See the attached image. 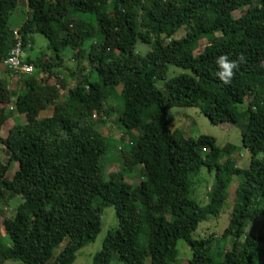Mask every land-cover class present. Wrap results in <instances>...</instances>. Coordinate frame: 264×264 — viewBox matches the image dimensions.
I'll return each mask as SVG.
<instances>
[{"label": "trees", "instance_id": "16d2710c", "mask_svg": "<svg viewBox=\"0 0 264 264\" xmlns=\"http://www.w3.org/2000/svg\"><path fill=\"white\" fill-rule=\"evenodd\" d=\"M17 1L0 0V65L13 75L19 74L1 62L14 43L8 21ZM24 6L17 27L24 54L36 33L50 53L23 57L32 70L20 74V87L8 89V77L0 76V204L21 197L0 220L9 240L0 238V264H72L94 240L107 205L116 226L91 264H171L179 240L191 252L186 264H263L264 230L251 236L244 228L259 215L264 223V0H25ZM233 10L245 12L234 18ZM137 43L148 50L140 53ZM241 54L245 63L224 85L216 58ZM64 61L74 63L65 81L53 71ZM169 66L185 72L166 78ZM245 101L255 108L243 110ZM194 102L210 123L240 126L245 168L212 136H186L170 126L167 110ZM49 108L52 114L42 115ZM146 111L149 119L141 122ZM92 112L116 114L119 135L91 125ZM8 118L14 123L4 129ZM125 136L130 146L119 168L106 173L110 151ZM132 168L139 171L135 184L124 179ZM202 169L213 173V184L200 203L190 194ZM234 177L219 236L192 237L199 222L219 214ZM213 238L222 241L215 251Z\"/></svg>", "mask_w": 264, "mask_h": 264}, {"label": "rangeland", "instance_id": "374dc122", "mask_svg": "<svg viewBox=\"0 0 264 264\" xmlns=\"http://www.w3.org/2000/svg\"><path fill=\"white\" fill-rule=\"evenodd\" d=\"M16 7L11 12L8 25L9 27L16 28L21 23V20L25 16L26 13V6L25 0H18ZM245 11H239V10H233L232 16L234 18L240 16ZM180 35V33L178 34ZM205 41L201 40L199 42V46L196 49L195 52H198L202 49L203 43ZM149 46L146 44L137 43L136 49L140 53H144L148 50ZM50 53L49 50L46 48V39L39 33H36L33 35V42H32V48L27 49L25 51V56L28 54L34 55V54H46L48 55ZM71 54V49L68 48L64 51V57L66 61H69V55ZM64 61V66L60 67V69H54L53 71H57V75H61L64 79V81L67 79L68 72L74 68L73 62H66ZM84 63H86V60H84ZM179 72H185V70L178 69L173 66L168 67V71L166 73V78L171 77L174 74H177ZM8 77L7 81V87L8 89H13L14 86L20 87L22 84V76L20 75H13L9 71H5V69L0 65V76ZM43 78V77H42ZM157 86L161 87V82L157 83ZM14 96H11L10 102L13 100ZM67 100L64 98V102ZM143 101L146 103V105H150L149 98H143ZM244 108L246 109H254L255 105L249 104V101L244 102ZM249 105V106H248ZM8 106V107H7ZM7 109L10 108L11 103L7 105ZM249 107V108H245ZM54 109L49 108V110L43 112L42 115H49L52 114ZM41 115V116H42ZM83 115L82 117H84ZM166 117L169 119L170 126L172 128H179L184 130V135L195 137L199 134L209 135L212 136L215 139V144L219 147L228 146L229 149V156L230 158L234 159L235 163L240 168H245L248 165L249 162V152L241 145L240 143V126L238 125H229V124H212L209 122V120L201 114L195 104H187L185 106H175L170 107L167 110ZM244 117V116H243ZM18 121L20 123H24V117L18 116ZM87 119L90 121V124L97 127L99 131H101L103 134L112 135L117 137L119 135V126L117 116L116 114L111 115L110 117H103L97 115L95 112L91 113L89 116H87ZM149 119L148 111L144 112L142 115L141 122H145ZM14 123L13 118H8L4 121V129H8L12 124ZM130 146V139L125 136L123 140V145L120 146V149L118 150H111L108 156V166L106 168V173L114 171L119 168L118 163L121 162V151L123 149H128ZM124 147V148H123ZM228 153V152H227ZM227 156V155H226ZM0 158L2 161L5 160V154L1 153ZM225 158V155L222 159ZM120 164V163H119ZM132 171H127L124 174L125 181L135 184L137 181V176L139 171H133L134 168L131 169ZM136 170V169H135ZM13 173L12 171H9L7 176L11 177ZM233 181L230 183V185L227 188V194L226 198L223 201V204L220 208V212L215 217H210L207 220L201 221L198 223L196 229L192 232V237L194 238H200L209 235L210 233L215 234L216 237L219 236L220 232L223 230V228L226 226L229 218V213L231 209V204L234 196V185L235 180H237L236 177L232 179ZM213 184V173H206L202 169L200 171V175L198 176V182L195 185V191L194 193L190 194L193 198H195L198 202H205L204 194L206 192V188L210 189ZM21 201V197L16 196L9 200V202L6 204L5 202H2L0 204V208L2 210V213L0 214V220L4 216H10L13 212V209L15 206ZM10 209H9V208ZM169 218V216L167 215ZM116 226V217L114 208L111 205L103 206L101 209L100 214V229L98 233L96 234L94 240L86 245H84L82 248H80L76 254L75 258L72 262V264H91L92 256L93 254L98 251L101 247L102 240L106 233L109 230L114 229ZM264 230V223H263V217L261 215L257 216L254 220L248 222L244 228V234L251 235V236H257L261 234ZM0 238L5 245H9V240L4 235V232L0 226ZM241 239V237H240ZM227 242H230V239H227ZM228 245V244H227ZM222 241L220 238H213L211 243V248L213 251L217 250V248H221ZM260 246L263 248V256L262 261L264 264V241H260ZM60 246L54 248L53 252L54 254L59 251ZM177 249V257L174 262L171 264H186L187 261L191 257V252L188 248V246L182 241L179 240L176 245ZM217 259V257H214ZM1 264H23L20 261L12 260V259H5L1 261ZM110 264H120L119 262H116L113 260L110 262ZM145 264H149L148 259H146Z\"/></svg>", "mask_w": 264, "mask_h": 264}, {"label": "built area", "instance_id": "2783aa9c", "mask_svg": "<svg viewBox=\"0 0 264 264\" xmlns=\"http://www.w3.org/2000/svg\"><path fill=\"white\" fill-rule=\"evenodd\" d=\"M11 35L13 38V45L10 47L7 56L2 60V65L8 69H11L17 74H28L31 72L32 67L23 62L25 56L22 49V42L18 32V28L11 29Z\"/></svg>", "mask_w": 264, "mask_h": 264}, {"label": "clouds", "instance_id": "9594fccd", "mask_svg": "<svg viewBox=\"0 0 264 264\" xmlns=\"http://www.w3.org/2000/svg\"><path fill=\"white\" fill-rule=\"evenodd\" d=\"M216 65L218 67L217 78L224 84L231 83L239 70L240 65L245 63V57L243 54L237 57V59H230L228 55H221L216 58Z\"/></svg>", "mask_w": 264, "mask_h": 264}, {"label": "crops", "instance_id": "0c3cea01", "mask_svg": "<svg viewBox=\"0 0 264 264\" xmlns=\"http://www.w3.org/2000/svg\"><path fill=\"white\" fill-rule=\"evenodd\" d=\"M22 21V20H21Z\"/></svg>", "mask_w": 264, "mask_h": 264}]
</instances>
